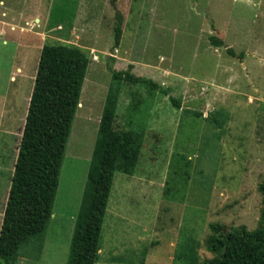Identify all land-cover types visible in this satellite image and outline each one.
<instances>
[{
  "label": "rangeland",
  "instance_id": "rangeland-1",
  "mask_svg": "<svg viewBox=\"0 0 264 264\" xmlns=\"http://www.w3.org/2000/svg\"><path fill=\"white\" fill-rule=\"evenodd\" d=\"M54 1L0 0V85L12 92L19 83L9 85L12 73L32 71L16 110L19 123L11 120V129L17 127L0 131V229L37 52L45 44H63L83 50L89 67L54 212L64 209L62 215L77 217L111 84L109 70H128L156 88L120 87L118 120L135 136L139 155L129 175H114L96 264H188L184 253L190 240L197 246L196 264L215 262L220 253L212 251V242L220 233L242 226L252 232L259 221L264 0H72L77 8L65 37L60 28L46 27ZM116 13L123 17L122 37L113 50ZM29 22L34 37L26 33ZM212 37L223 47H213ZM1 93L9 91L0 90L3 105L14 99ZM62 227L60 222L46 240L61 245L66 260ZM16 264L39 263L19 257Z\"/></svg>",
  "mask_w": 264,
  "mask_h": 264
},
{
  "label": "trees",
  "instance_id": "trees-1",
  "mask_svg": "<svg viewBox=\"0 0 264 264\" xmlns=\"http://www.w3.org/2000/svg\"><path fill=\"white\" fill-rule=\"evenodd\" d=\"M68 1L72 7H67ZM56 2L49 12L47 27L60 28L64 34L72 27L77 2L60 0V5ZM122 23L123 17L116 13L113 50L120 46ZM210 43L215 48L223 47V43L213 37ZM88 67L89 59L80 48L45 44L40 50L2 217L0 261L3 264H16L19 257L29 261L39 258ZM109 74L111 84L100 117L66 264L97 263L114 175H129L137 163L139 151L135 136L118 120L121 85L156 88L149 80L133 77L128 70H109ZM172 104L179 108L176 102L172 101ZM258 194L261 200L256 230L250 232L242 226L220 233L219 239L212 242V251L220 256L211 264H264V178L258 186ZM189 245L184 260L196 264L197 246L191 240Z\"/></svg>",
  "mask_w": 264,
  "mask_h": 264
},
{
  "label": "crops",
  "instance_id": "crops-1",
  "mask_svg": "<svg viewBox=\"0 0 264 264\" xmlns=\"http://www.w3.org/2000/svg\"><path fill=\"white\" fill-rule=\"evenodd\" d=\"M41 1L42 0H39V2H41ZM48 15H49V13H48ZM47 22H48V20L46 21V23ZM31 24H32L31 22H29V24L27 23V26L29 27V29H27L26 33H27L28 36L34 37L32 31H31ZM10 29L12 31L14 29V27L11 26ZM19 32H24L25 33V30L21 28L19 30ZM67 32L64 33V34L62 32H60V34H59L60 37H63V36L65 37L66 36L65 34H67ZM32 42H33V40H28V42H27V47L29 48V50L33 49V43ZM40 50L41 49H39L38 52H37V60L35 62V67L38 64V59H39L38 54L40 55ZM26 61H25V64L28 65L29 64V60L27 62ZM34 71L35 72H33V73L36 74V70H34ZM14 75H17L18 78L16 77L17 79H15ZM31 76H32V71L30 69L28 71H26V68H25L24 71L20 70V69H17L15 71V73H12V75L10 76V79H9V82H10L9 85H14L17 80L19 81V83L14 87L15 88L14 91L11 92V90H9L7 86L4 87V86L0 85V90L9 91V93L6 94V95L1 93L3 95V97L4 96L8 97L9 94H12L13 97H14V99H12V100L10 99L9 103H8L7 100H5L4 105L0 103V131L1 130H5V129H7V130L11 129V120L12 119H16V122L19 123V115H18V113H16V110H17L18 105L20 104V100H21V97H22V90H23V87H25L24 84L26 83V81L30 80ZM34 77H35V75H33V82H34ZM32 88H33V84H32V87H31V92H32ZM30 96H31V94H30ZM29 100H30V97L28 99V103H29ZM6 102L8 104H6ZM81 108H82V105H81V102H80L78 110L81 111ZM27 109H28V104H27ZM27 109H26V112H27ZM3 113H7L8 116H3L2 115ZM25 116H26V114H25ZM24 120H25V117L23 119L22 129H21L19 138H21V134H22L23 126H24ZM16 127H17V125L15 126V128ZM14 129H11V130H14ZM8 132H9V130H8ZM11 132L12 131H10V133H7L6 135H11ZM75 162H73V158L70 157V162H69L70 165L73 166ZM85 182H86V180H85ZM84 188H85V186H84ZM83 191H84V189H83ZM82 195H83V192H82ZM56 196H57V193H56ZM55 199H56V197H55ZM81 199H82V196H81ZM81 199H80V204H81ZM54 204H55V201H54ZM53 207H54V205H53ZM79 208H80V205H79ZM78 211H79V209H78ZM63 212H64V209L59 210L57 212H54V209H52L50 220H49V223L47 225V229L45 231V235H44V238H43L42 249H41V253H40L39 258H38L39 261L38 260L36 261L39 264H66V260L67 259L66 260L64 259L65 255H64V252L61 250V245L60 246L59 245H54L53 241L51 242V240H46V235L48 234V232L51 233L53 228L56 225L58 226L59 223L62 222V226L64 225V228L62 227L63 228V232H64V233H62V235H63L62 242L66 245L65 248H64L65 252L67 250L69 252V247H70L72 234H73V231H74L76 217H75L74 214L73 215H71V214H65V215L63 214L62 215ZM77 214H78V212H77ZM77 214H76V216H77ZM102 228H103V226H102ZM101 237H102V229H101ZM101 237H100V241H99V250H100ZM67 243H69L68 246H67Z\"/></svg>",
  "mask_w": 264,
  "mask_h": 264
},
{
  "label": "built area",
  "instance_id": "built-area-1",
  "mask_svg": "<svg viewBox=\"0 0 264 264\" xmlns=\"http://www.w3.org/2000/svg\"><path fill=\"white\" fill-rule=\"evenodd\" d=\"M93 60H96L95 58H93Z\"/></svg>",
  "mask_w": 264,
  "mask_h": 264
}]
</instances>
